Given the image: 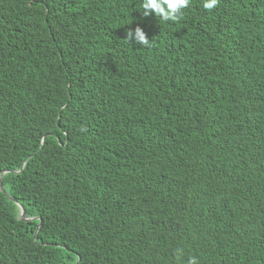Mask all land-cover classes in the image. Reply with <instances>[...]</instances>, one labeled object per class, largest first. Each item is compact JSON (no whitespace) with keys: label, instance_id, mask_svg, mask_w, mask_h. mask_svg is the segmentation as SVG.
I'll return each mask as SVG.
<instances>
[{"label":"trees","instance_id":"1","mask_svg":"<svg viewBox=\"0 0 264 264\" xmlns=\"http://www.w3.org/2000/svg\"><path fill=\"white\" fill-rule=\"evenodd\" d=\"M141 2L0 0V264H264V0Z\"/></svg>","mask_w":264,"mask_h":264},{"label":"clouds","instance_id":"2","mask_svg":"<svg viewBox=\"0 0 264 264\" xmlns=\"http://www.w3.org/2000/svg\"><path fill=\"white\" fill-rule=\"evenodd\" d=\"M191 0H142L140 3L141 11L144 17H149L154 14L159 22L163 23H179L183 19V12L189 8ZM219 0H205L203 3L204 10L211 12L218 6ZM126 43L130 44L133 39L135 42L143 48H150L152 42L146 37V34L142 29L136 28L135 32L128 31L126 33ZM87 131V129H83ZM175 255L180 258L183 255V249L177 248ZM187 264H198V261L194 257H189Z\"/></svg>","mask_w":264,"mask_h":264},{"label":"water","instance_id":"3","mask_svg":"<svg viewBox=\"0 0 264 264\" xmlns=\"http://www.w3.org/2000/svg\"><path fill=\"white\" fill-rule=\"evenodd\" d=\"M20 210H21V215H20V219H22L24 217V210L22 207H20Z\"/></svg>","mask_w":264,"mask_h":264}]
</instances>
